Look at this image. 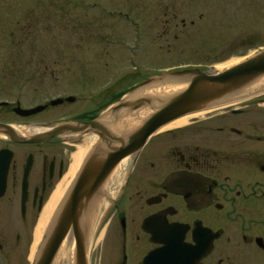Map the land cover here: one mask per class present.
Segmentation results:
<instances>
[{
	"label": "flooded vegetation",
	"instance_id": "1",
	"mask_svg": "<svg viewBox=\"0 0 264 264\" xmlns=\"http://www.w3.org/2000/svg\"><path fill=\"white\" fill-rule=\"evenodd\" d=\"M60 99L31 106L0 101V264L34 263L48 231L47 222L35 244L39 219L75 146L88 137L51 133L97 118H50L69 103ZM38 106L44 108L36 114H21ZM248 106L159 131L113 180L114 170L73 236L85 264H178L161 241L175 224L187 226L183 241L189 245L200 227L219 234L197 264H211L217 249L264 253V130H256Z\"/></svg>",
	"mask_w": 264,
	"mask_h": 264
},
{
	"label": "rangeland",
	"instance_id": "2",
	"mask_svg": "<svg viewBox=\"0 0 264 264\" xmlns=\"http://www.w3.org/2000/svg\"><path fill=\"white\" fill-rule=\"evenodd\" d=\"M262 50L264 0H0V101L31 106L73 96L49 117H100L151 77L216 73ZM263 99L188 123L250 105L262 131ZM211 264H264V253L217 249Z\"/></svg>",
	"mask_w": 264,
	"mask_h": 264
},
{
	"label": "water",
	"instance_id": "3",
	"mask_svg": "<svg viewBox=\"0 0 264 264\" xmlns=\"http://www.w3.org/2000/svg\"><path fill=\"white\" fill-rule=\"evenodd\" d=\"M263 76L264 50L216 73L203 72L199 68L161 73L144 81L127 99L113 105L104 115L89 122L65 123L56 127L51 133L53 136L70 132L78 136H95L97 140L88 149L65 191L63 201L51 215L47 234L33 264H53L65 241L70 243L71 240L73 246V236L83 225L85 213L93 206L106 179L117 170L121 161L137 155L151 136L184 116L227 106L237 93ZM176 81L185 82L187 86L166 99L143 96L144 91L152 87ZM154 100L158 105L153 113L128 132H114L104 121V118H109L112 125L118 124L123 115L120 111H138L152 105ZM66 101L73 102L74 98L68 97ZM61 102L63 100L57 99L51 105ZM43 108L19 110L23 116H29ZM186 230L187 226L175 224L161 241L166 245L164 250L174 253L178 264H197L211 252L212 242L219 234L200 227L193 234L195 244L189 245L183 241ZM257 243L261 245L259 241ZM154 255H150L149 263H153ZM72 261V264H85L82 252L76 246H73Z\"/></svg>",
	"mask_w": 264,
	"mask_h": 264
},
{
	"label": "bare ground",
	"instance_id": "4",
	"mask_svg": "<svg viewBox=\"0 0 264 264\" xmlns=\"http://www.w3.org/2000/svg\"><path fill=\"white\" fill-rule=\"evenodd\" d=\"M186 86L187 84L181 81L169 82L165 85L152 87L144 91V94H147L150 97H153L155 99L157 98L158 100H160V98L166 99L169 96L182 91L183 89H185ZM262 94H264V76L259 78L255 82H253L250 86H247L246 88H244L239 93H237V95L233 98V101L231 102V104L233 105L237 101L239 102L241 100L250 99L252 97H256ZM157 105H158V102L154 100V103L152 105L148 107H144L134 113H131V114L123 113L121 122L115 125H112L110 123L109 118H104V121H106V124L108 125V127L112 129L114 132L125 133L135 128L139 124H141L151 113H153ZM211 111H214V110L202 111V112H198L195 114L184 116L166 125L165 127L162 128V130L174 129V128L184 126L188 123L189 120L196 118V117L203 116L204 114H207ZM96 140L97 138L95 136H88L85 139V144L75 146V151L71 155L70 166L64 178L62 179V181L60 182V184L58 185V187L55 189L54 193L52 194L49 202L45 206L44 211L39 219V223H38L37 230H36V236H35V244L39 240L42 229L46 226L51 216V213L55 207V204L60 199L64 190H66L69 184L71 183L85 154L87 153L88 149L96 142ZM129 160L130 158H125L123 161L120 162V164L117 166L118 167L116 171L117 174L114 176L113 180L116 179V176L119 173H121L125 167H127ZM72 255H73V246L68 241H65L63 245L61 246L59 252L57 253L53 264H62L64 260H67V259L69 263L72 264L73 263Z\"/></svg>",
	"mask_w": 264,
	"mask_h": 264
}]
</instances>
